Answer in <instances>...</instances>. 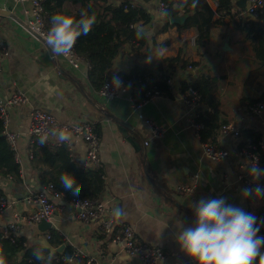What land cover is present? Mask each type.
<instances>
[{
	"label": "crops",
	"instance_id": "0c3cea01",
	"mask_svg": "<svg viewBox=\"0 0 264 264\" xmlns=\"http://www.w3.org/2000/svg\"><path fill=\"white\" fill-rule=\"evenodd\" d=\"M123 1L131 0H111V3L118 5ZM205 1L210 6L211 0ZM135 4L144 8L151 18L148 25L140 28L147 43L140 49L124 45L113 61L111 75L129 74L138 66L151 69L157 78L156 67L165 58L177 57L179 52L189 62L197 64L193 71L186 70L171 77L174 84L170 93L147 103L141 110L146 118L163 129L160 139L152 138L143 121L132 113L127 95L108 100L91 87L87 78L88 65L81 59L72 79L61 77L55 71V63L69 71L71 68L61 58L50 57L43 43L30 33L24 22L25 6L0 0V9H8L16 19L0 16V44L8 49V56L0 57V96L19 90L28 98L27 103L13 112L14 129L22 135L16 151L20 182L0 175V196L7 201V208L0 215V232L13 222L14 214L28 216L39 210L37 204L24 200L29 193L42 189L40 170L47 169L42 158L33 160L35 141L26 133L29 112L38 108L62 123L88 121L99 133V169L103 171L104 181L99 198L109 210L114 232L128 226L139 243L169 254L159 264H193L177 243L178 220L185 225L193 223L190 207L193 201L223 197L255 216L262 226L264 202L258 197L248 200L244 188H232L235 173L226 162L213 163L202 155L191 131L186 128L180 81L200 74L218 78L222 118L240 129L258 131L264 137V115L243 117V101L260 96L264 68L254 62L247 45L237 48L230 44V28L226 22L211 29L207 46L198 47L192 44L194 30L179 31L172 27L161 31L164 18L155 13L156 0H137ZM134 92L130 89L129 94L133 96ZM120 123L125 125L126 135L120 131ZM217 138L214 143L223 147L224 141L218 134ZM144 141H148L147 146ZM70 152L77 167L94 168L85 159L84 144H74ZM196 174L199 179L194 182ZM225 177L228 178L226 184L222 183ZM194 184L195 190L190 196L177 191L180 185ZM210 190H216L218 196L209 195ZM76 212V207H66L51 221L57 235L51 245H65L63 252L71 249L80 254L70 263L61 264H86L87 256L96 258L100 264L140 263L137 256L124 251L123 243L98 233L94 222L78 220ZM37 225H17V235L25 239L26 248L35 245V240L44 238L50 231L42 232ZM51 264L60 263L53 258Z\"/></svg>",
	"mask_w": 264,
	"mask_h": 264
},
{
	"label": "trees",
	"instance_id": "16d2710c",
	"mask_svg": "<svg viewBox=\"0 0 264 264\" xmlns=\"http://www.w3.org/2000/svg\"><path fill=\"white\" fill-rule=\"evenodd\" d=\"M165 5L164 22L161 31L177 27L179 31L194 30L195 43L198 47L207 46L210 39V31L216 25L226 22L230 28V44L237 48L248 46L251 56L256 64L264 68V11L256 20L239 21L236 15L239 10L232 0H217L218 6L215 10L205 0H161ZM46 17L50 22L51 17L62 13L79 19L82 14L95 15L96 23L92 31L82 35L75 45V51L79 58L88 65L87 78L91 87L99 91L104 80L113 66L121 48L129 44L138 49L147 43L145 35L140 31L142 26L151 22L150 15L144 8L138 5H128L125 1L118 5L111 3V0H43ZM126 6V8L124 7ZM187 14L188 18L182 26L169 24L168 20L177 15ZM196 67L197 64L189 62L181 52L175 58H165L157 68V78L152 75L151 69L133 67L129 74L120 73L117 75L127 81L130 89L134 90L133 96L143 97L144 92L150 87L141 85L139 80L145 76L153 79V87L168 95L170 89L166 79L176 77L178 73L186 71L187 67ZM166 67V69H164ZM219 79L210 75L200 74L196 77H187L180 81V90L192 88L200 95L201 103L209 111L203 112L202 121L205 125L203 139L214 143L217 141L218 130L227 121L222 118L220 104ZM261 99H247L243 102L254 103ZM264 100V99H262ZM2 125L0 121V175L10 177L20 182V165L15 161V153L10 149L4 136L1 134ZM260 133L252 129H241V139H259ZM242 144V142H241ZM264 158V150L261 151ZM33 160L42 158L47 169L40 170V182L42 185L53 184L55 188L64 193L67 198L79 200H92L99 198L104 188L103 171L99 168H80L75 165L71 158V152L66 145L55 147H42L35 141L32 152ZM72 174L80 185V192L74 195L71 191L63 188L59 181L62 173ZM258 197L264 202V192L251 191L247 195L248 200ZM260 231L264 232V226ZM115 232H113L114 235ZM49 242L53 243L57 235L54 230L48 232ZM36 245L25 247V239L15 237L14 242L3 236L0 232V248H3L7 264H38L33 255ZM20 254L21 257L19 256ZM45 250L44 255L47 256ZM73 254L68 249L63 255H55L54 258L69 257ZM20 257L19 262L16 259ZM57 262V261H56ZM64 263V262H57Z\"/></svg>",
	"mask_w": 264,
	"mask_h": 264
},
{
	"label": "built area",
	"instance_id": "2783aa9c",
	"mask_svg": "<svg viewBox=\"0 0 264 264\" xmlns=\"http://www.w3.org/2000/svg\"><path fill=\"white\" fill-rule=\"evenodd\" d=\"M14 3L24 5L30 4V8L23 10L25 17V25L36 33L44 41V37L50 27V22L46 17L43 6V0H11ZM155 13L158 17L164 18L166 5L161 0H156ZM238 0H232L236 9L239 10L236 19L239 21L256 20L264 11V0H247L243 10L237 6ZM137 0L127 1L128 5H136ZM218 6L217 0L210 1V7L215 10ZM126 8V6H124ZM195 39V38H194ZM194 39L192 44L195 45ZM8 56V49L5 45L0 44V57ZM58 58L57 56H55ZM65 65L71 68V71L65 69L59 63H55V71L65 79H72L74 77L73 71L78 70L80 58L75 51V47L71 56L65 58L59 56ZM195 67H187V71L191 72ZM143 87L150 88L144 92L143 97L135 98L130 95V87L127 81L122 80L116 75L108 74L104 83L99 90L100 95L108 100H115L123 95H127L131 105L132 113L141 119L152 138L160 139L163 137V129L157 126L152 120L146 118L141 110L147 103L163 97L153 87V79L150 76H145L143 80H139ZM166 84L170 89L174 84L172 78L166 79ZM181 102L184 106V121L186 128L189 129L193 135L194 140L199 145L202 155L213 163L224 161L235 173L234 186L236 190L238 187L250 189L255 192H264V158L261 156V151L264 150V137L259 139H241V129L236 127L233 123H226L221 125L218 130V135L224 141V146L221 147L215 143L207 142L203 139V132L205 125L202 121L203 112L209 111L201 103L200 95L196 90L187 88L180 91ZM28 98L19 91L13 90L2 97L0 96V121L2 125L1 134L7 141L10 149L15 153V161L19 163L16 156L17 145L21 139V133L14 129L13 112L14 110L25 103ZM264 115V100H258L254 103H246L243 105V117H262ZM29 121L27 126V135L37 141L42 147H55L66 145L69 150L76 143H82L85 146V159L88 164L94 168L100 167L99 148L100 135L96 131L94 125L88 121L77 123H62L58 121L52 114L33 108L28 115ZM46 136L47 140L41 144V137ZM67 137L64 139L63 137ZM242 142V144H241ZM144 145H148V141H144ZM255 166L261 170L259 179H254L249 172L251 167ZM199 175L193 176V181L197 182ZM228 178H224L222 183L226 184ZM194 185H180L177 191L183 195L190 196L194 193ZM209 195L218 196L216 190H210ZM28 204H37L39 210L28 216H20L14 214V220L4 231L3 236L10 238L14 242L17 236L19 223L38 224L42 220L51 222L56 213H62L66 207H76V218L82 222L92 221L97 226V232L105 236H111L112 241L123 243L124 251L129 255H135L139 258V264H159V261L168 257L169 254L163 253L160 249L146 244L139 243L130 227L126 226L121 231L114 233V226L109 210L105 204L101 202L100 198L92 200H79L76 198H67L64 193L58 191L53 184H47L37 193H29L24 198ZM7 208V201L0 196V215L4 213ZM258 235L264 236V232L259 231ZM45 238L49 240L50 235L46 234ZM264 251V249H262ZM79 252H73L69 257L55 258V261L70 263L73 258L79 256ZM86 264H100L94 257H86ZM185 264V263H183ZM258 264V260H257Z\"/></svg>",
	"mask_w": 264,
	"mask_h": 264
},
{
	"label": "clouds",
	"instance_id": "9594fccd",
	"mask_svg": "<svg viewBox=\"0 0 264 264\" xmlns=\"http://www.w3.org/2000/svg\"><path fill=\"white\" fill-rule=\"evenodd\" d=\"M96 23L95 15L82 14L79 19L62 13L51 17L50 27L44 37L46 47L54 56H71L77 40L88 35ZM160 55H163L161 50ZM67 139V137H63ZM47 140L41 137V144ZM261 170L251 167L250 176L259 179ZM59 181L64 189L74 195L80 192L76 178L64 172ZM245 196L251 194L244 189ZM193 223L185 225L178 220L180 231L177 243L193 264H264V236L258 235L257 218L242 208L230 204L223 197L201 198L191 204ZM49 245L45 240L37 241L33 255L38 264H51V254L46 258ZM0 264H7L3 248H0Z\"/></svg>",
	"mask_w": 264,
	"mask_h": 264
},
{
	"label": "water",
	"instance_id": "95a60500",
	"mask_svg": "<svg viewBox=\"0 0 264 264\" xmlns=\"http://www.w3.org/2000/svg\"><path fill=\"white\" fill-rule=\"evenodd\" d=\"M247 0H238L237 1V6L239 7V9L243 10L245 7V3ZM0 16L1 17H8L11 19H15L14 15L11 14V12L8 9H0ZM188 18L187 14L184 15H177L175 17H172L168 20L169 24H176V25H182L185 20ZM30 33L36 37L41 43H43L44 47L47 49L50 57H52L53 59H56V57L54 55H52V53L49 51V49L46 47L45 41L40 38L36 33H34L31 29H29ZM228 44V41L226 42V45ZM120 131H122L125 135H126V127L125 125H123L122 123H120V127H119ZM38 230L42 231V232H46L49 230H52V224L51 222H46L45 220H42L40 223H38L37 225ZM39 240H45L47 241L48 245H49V249L48 254L46 256V258L49 256V254H51V257L55 256V255H63V250L65 248V245H60L58 247H53L51 245V243L49 242V240H47L45 237L41 238V239H37L35 240L34 244L37 246V241Z\"/></svg>",
	"mask_w": 264,
	"mask_h": 264
},
{
	"label": "rangeland",
	"instance_id": "374dc122",
	"mask_svg": "<svg viewBox=\"0 0 264 264\" xmlns=\"http://www.w3.org/2000/svg\"><path fill=\"white\" fill-rule=\"evenodd\" d=\"M25 7L30 8V4H25ZM263 77H264V70H263ZM258 98L256 99H264V83L261 86L260 90V96H257Z\"/></svg>",
	"mask_w": 264,
	"mask_h": 264
}]
</instances>
